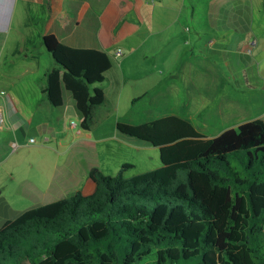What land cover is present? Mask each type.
<instances>
[{"label": "crops", "instance_id": "obj_1", "mask_svg": "<svg viewBox=\"0 0 264 264\" xmlns=\"http://www.w3.org/2000/svg\"><path fill=\"white\" fill-rule=\"evenodd\" d=\"M24 3L28 12L30 3L38 6L42 37L53 34L66 46L104 51L112 67L97 87L104 102L93 109L89 131L69 125L74 116L81 124L82 116L63 85L61 107H52L42 93L47 73L57 68L51 58L38 84L0 96V228L30 209L76 193L93 194L88 174L94 168L115 176L130 165L125 177L142 174L128 172L149 163L143 153L159 149L121 134L119 123L138 125L167 116L191 122L203 114L224 118L250 107L261 108L255 121L264 122V0H0V36L15 20L26 25L28 13L16 15ZM88 23L94 31L79 36ZM142 23L157 36L155 45L165 28H171L168 43L181 45L166 59L165 77L155 78L134 58L138 43L146 41L139 35ZM5 41L6 36L0 39V48ZM123 42H129L127 55L116 58L117 48L111 57L109 48ZM193 91L216 92V101L195 98Z\"/></svg>", "mask_w": 264, "mask_h": 264}, {"label": "trees", "instance_id": "obj_2", "mask_svg": "<svg viewBox=\"0 0 264 264\" xmlns=\"http://www.w3.org/2000/svg\"><path fill=\"white\" fill-rule=\"evenodd\" d=\"M42 44L60 68L42 90L63 105L62 85L90 130L93 109L112 67L100 50L66 46L53 34ZM118 131L159 149L161 167L124 177L92 169L95 190L24 212L0 228V264H264V122L207 138L167 116Z\"/></svg>", "mask_w": 264, "mask_h": 264}, {"label": "rangeland", "instance_id": "obj_3", "mask_svg": "<svg viewBox=\"0 0 264 264\" xmlns=\"http://www.w3.org/2000/svg\"><path fill=\"white\" fill-rule=\"evenodd\" d=\"M149 1L150 0H148V2ZM154 6H157V4H155ZM29 8L31 9L30 12H28L29 9L27 8V5H25V3L19 5V9L16 15H20V17L23 18L26 17L25 15L28 13L27 15L30 21L28 20L25 25L23 22L19 23L17 20H15V22L11 26V29L6 30L7 35L4 36H6L7 41L4 42V47L0 48V96L2 97H5L12 92L17 93L18 90H21V88H23L24 86H32L35 83L38 84L40 82L41 72L46 67L49 60L48 58L52 59L51 55L46 51L45 47L42 44V34L44 33V29L40 24V19L37 20L38 17H41L37 10L38 6L34 3H30ZM140 29L141 32L139 33V35L143 38L145 37L144 39L146 41L143 44L138 43L139 47L134 51V58H138V63L141 64L142 69L152 70L155 78L156 76H159L161 78L165 77L169 70V64L166 59L170 57L172 52H174L175 54V50L179 51L181 45L168 43L167 38L171 34V28L160 30L161 32L158 34L161 38L159 46L154 44V41L157 40V36L153 35V30L150 26H144V23H142ZM92 30L94 31V27L91 23L84 24L81 31L79 29L78 34L81 37H88V35L92 33ZM4 36H0V39H3ZM137 40L139 41L141 40V38L136 39V41ZM128 44L129 42H123L114 44L112 47H110L108 51L111 57L112 53L115 52L117 48L120 49L121 52L124 53V55H127L128 50L126 48V45L128 46ZM156 51L159 53L157 54ZM26 55H28V58H26ZM143 55L148 58L140 61ZM121 58L122 57H120V59ZM170 58H172V56ZM116 66L117 63L113 60V69H115ZM57 67L60 68L59 66ZM27 70L33 71L34 74H30ZM99 85L100 84L93 85L91 89H93L94 87H98ZM111 93H115V88L111 90ZM191 93L195 98L203 95L204 98H210L211 101H216L217 97L216 92L193 91ZM244 109L245 106L241 110ZM258 109L261 108L250 107L249 109L239 112V114H236L234 116L230 114L228 116H224V118H218L217 116L210 117L203 114L199 117L194 116L191 123L203 136L207 138H214L228 129H237L238 126L243 123L255 121V119H257V117H255L256 114L260 112ZM210 110L211 108H208L207 111L210 112ZM0 115L2 116V125L3 114L1 111ZM74 123L77 124V127L79 129L81 128L76 116H74L70 120L69 125L73 128ZM31 139L33 140L32 143H34L35 140L33 138ZM14 148L15 146L12 147V150H14ZM6 151L8 155L11 150L6 149ZM151 151L153 153H151ZM151 151H146L142 154L146 158H149V163H141V165L139 164L137 170L128 172V175H130L129 173L137 174L138 171H142L143 173H145V171H151L157 169V167H161L159 151ZM130 156L135 157L134 155ZM155 163H157V166H155ZM124 171L126 172L128 171V169ZM126 178L129 177L126 176ZM154 261V257H150L149 259H146L142 264H153ZM7 264L13 263L7 262Z\"/></svg>", "mask_w": 264, "mask_h": 264}, {"label": "built area", "instance_id": "obj_4", "mask_svg": "<svg viewBox=\"0 0 264 264\" xmlns=\"http://www.w3.org/2000/svg\"><path fill=\"white\" fill-rule=\"evenodd\" d=\"M155 1H158V0H154V2H155ZM122 55H123V53H122L120 50H118V51L115 53V57H116V58H119V57H121ZM1 123H2V116L0 115V125H1ZM73 126H74V124H73ZM30 142H33V140L31 139Z\"/></svg>", "mask_w": 264, "mask_h": 264}]
</instances>
